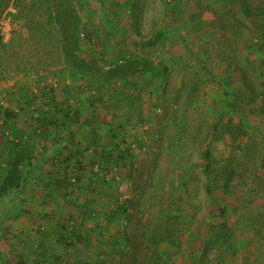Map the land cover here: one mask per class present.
I'll return each instance as SVG.
<instances>
[{"label":"rangeland","instance_id":"rangeland-1","mask_svg":"<svg viewBox=\"0 0 264 264\" xmlns=\"http://www.w3.org/2000/svg\"><path fill=\"white\" fill-rule=\"evenodd\" d=\"M0 181V264H264V0H0Z\"/></svg>","mask_w":264,"mask_h":264},{"label":"trees","instance_id":"trees-1","mask_svg":"<svg viewBox=\"0 0 264 264\" xmlns=\"http://www.w3.org/2000/svg\"><path fill=\"white\" fill-rule=\"evenodd\" d=\"M18 151H19V149H18ZM22 160H24L23 154H22V152L19 151L17 156L14 157L12 164L9 166V169L11 170L12 175L16 179H18V181L20 180V174H21L20 165H21ZM9 191H10L9 186L7 184L1 183V181H0V197L5 196Z\"/></svg>","mask_w":264,"mask_h":264}]
</instances>
